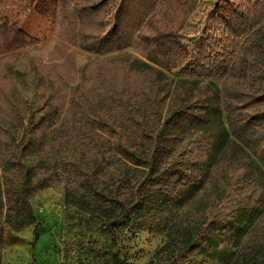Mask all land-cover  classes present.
Instances as JSON below:
<instances>
[{
	"label": "trees",
	"instance_id": "obj_1",
	"mask_svg": "<svg viewBox=\"0 0 264 264\" xmlns=\"http://www.w3.org/2000/svg\"><path fill=\"white\" fill-rule=\"evenodd\" d=\"M199 4L58 0L55 40L38 63L49 95L14 107L0 97L1 112L25 124L0 135V240L36 223L31 199L62 171L68 187L93 192L107 227L152 229L175 208L201 206L200 237L233 247L219 264H264V0H219L209 20L225 47L209 51L216 38L201 39L193 86L179 82L163 99L151 92V73L176 71L191 55L182 31ZM14 10L0 11V57L43 49L22 28L30 0ZM129 49L149 63L85 61ZM67 83L74 94L62 97Z\"/></svg>",
	"mask_w": 264,
	"mask_h": 264
},
{
	"label": "rangeland",
	"instance_id": "obj_2",
	"mask_svg": "<svg viewBox=\"0 0 264 264\" xmlns=\"http://www.w3.org/2000/svg\"><path fill=\"white\" fill-rule=\"evenodd\" d=\"M14 1L5 0L0 11H15ZM30 2L31 10L22 28L38 38L43 49L35 47L0 57V97L6 93L13 107L19 102L33 99L38 91L45 90L47 95L50 93L48 78L39 74L38 63L47 59L45 48L55 40L58 0ZM218 2L200 0L199 10L183 29L182 36L191 51L185 65L173 72L162 71L156 76L151 73L153 79L149 84L152 83L151 92L157 99H163L169 92L171 94L179 82L187 81L186 86H193V82L198 79L195 74V49L201 39L206 40L209 36L216 38L212 40L209 51L222 50L227 44L223 40V30L215 31L209 20ZM133 56L149 63L133 49L102 56L86 53L85 61L96 58L131 59ZM207 84L208 81L201 83L202 86ZM216 84L220 85L221 82ZM79 87L84 86L80 84ZM74 89V85L67 83L57 88V91L64 97L65 94L73 95ZM12 122L15 128L21 131L25 129L20 118L10 120L0 110V135ZM75 149L70 148L67 154L76 155L77 152H73ZM57 175L58 180L52 187L40 191L31 199L36 223L20 232L6 229L0 240V264H219L222 254L232 251V246L222 247V240L210 243L200 237L201 225L196 223V214L201 206L186 208L182 205L175 208L166 214V222L156 228L143 229L131 225L114 229L105 226L106 219L101 216L93 192L78 186L68 187V175L62 171ZM105 179H110V176ZM179 220L180 225L176 224ZM184 220H187L186 224L182 222Z\"/></svg>",
	"mask_w": 264,
	"mask_h": 264
}]
</instances>
